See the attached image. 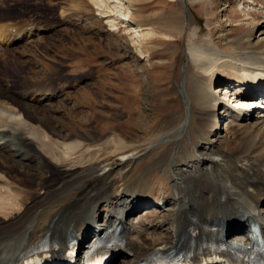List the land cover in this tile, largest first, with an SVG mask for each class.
<instances>
[{
  "label": "bare ground",
  "instance_id": "1",
  "mask_svg": "<svg viewBox=\"0 0 264 264\" xmlns=\"http://www.w3.org/2000/svg\"><path fill=\"white\" fill-rule=\"evenodd\" d=\"M88 1L108 21L111 30L117 29L119 18L122 23H130L127 28L133 34L132 42L148 40L154 48L160 47L163 41L164 44L168 41H176L178 44L180 40L177 37L189 29L190 22L183 14L166 15L164 8L156 12L152 19L140 11L137 19L130 21L127 19L131 18L128 6H125L127 0ZM156 1L159 0H153L154 3ZM167 1L176 7L181 0ZM165 5L167 7V2ZM248 7L244 6L241 10L246 19L252 12ZM125 8L126 13H123ZM7 17L0 13V43L5 41L8 34L19 29ZM199 35L192 33L187 44L190 70L185 73V83L189 86L184 88L186 94L183 96L190 103V109L186 112L187 116L184 115L183 125L177 123L174 126L179 119H170L166 121V127L169 128L166 129L172 131L175 128L183 135L188 134L193 121L196 137L202 142H211L212 146L217 136L213 120L218 117L217 112L225 101L230 106L225 111L230 124L238 119L253 118L258 113V119L252 123L250 121L247 128L255 132L257 126L264 127L262 111L256 109L247 112L241 109H249L251 104L264 107V95L258 94H264V52H258L254 47L240 48L238 43L237 48L221 57L211 44L196 42L195 38ZM152 50L147 49L149 52ZM238 50L243 51L240 53ZM24 65L14 60L11 66H0V219L4 220L3 224L0 223V264H22L33 248L46 242L54 243L58 249L55 255H50L40 264H56V260L61 259L65 264H82L84 254L100 239V235L109 230L113 232L116 228H119L118 236L125 246V251L115 258L117 260L120 257L118 264H139L157 254L175 250L183 255H195L204 248H212L224 242L248 249L252 246V232L249 234L245 228L251 224L260 228L264 239V196L257 199L264 192V168L254 163L255 159L264 161V153L259 152L257 144L260 136L258 139L255 135L243 137L242 145L233 152V155L241 159L240 162L246 161L234 177L223 176V166L220 164L222 155L213 152L215 158L204 157L201 160L207 174L201 176L196 172L189 174L187 180L172 182L170 198L173 206L164 225L160 226L163 221L151 220L150 214L131 220L130 216L148 206L150 201L144 198L149 196L131 192L128 184L117 189V185L107 179V173L97 174L98 168L112 156L119 155L120 161L127 162L134 160L135 153L161 149L160 146L167 142L170 147L174 146L177 139L170 141V137L167 142L155 143L158 138L154 137L155 141L141 149V145L131 146L116 125H109L110 128L97 137L89 132L66 134L47 123L52 120L51 116H47L48 111L27 105L17 88L12 86L23 79L21 70ZM30 73L33 74L32 71ZM229 78L231 83L224 88L225 94H217L216 84ZM1 81L9 86L4 88ZM23 90L26 93L32 91L31 94L34 92L46 101L50 100V94L55 97L46 81L29 86L25 84ZM236 95L239 99H234ZM78 105L75 101L74 110ZM69 112L74 113L72 110ZM56 120H61V117ZM261 130L258 129V133ZM179 141L182 142V137ZM167 153L170 154V150ZM4 162L13 169L24 167L31 174L28 179L11 178L7 172L10 168L7 170L3 166ZM173 164L177 165V161L164 155L144 173L163 168L167 174ZM38 170L45 175L51 174L52 179L39 177ZM28 182L36 185L37 189L30 204L23 201V194L27 196L28 193ZM101 202H104V207L97 208ZM167 204L163 200L156 206L164 205L157 209H165ZM13 215L17 217L13 219ZM157 230L160 232L157 233ZM231 233L233 235L229 237ZM69 237L77 239V259L74 258L73 262L65 257Z\"/></svg>",
  "mask_w": 264,
  "mask_h": 264
},
{
  "label": "rangeland",
  "instance_id": "2",
  "mask_svg": "<svg viewBox=\"0 0 264 264\" xmlns=\"http://www.w3.org/2000/svg\"><path fill=\"white\" fill-rule=\"evenodd\" d=\"M129 1H126L128 4L125 6H128L127 11L131 18L127 19L130 21L136 20L140 11H144L143 15L151 16L152 19L156 12L164 8L166 15L183 14L190 22L189 29L177 37V40H180L178 44L176 41L164 44L163 41L160 47L154 48L148 40L130 41L133 36L127 28L130 23H122L120 18L117 20V29L111 30L108 21L99 15L88 0H0V13L8 16L7 18L19 28L18 31H10L12 33L0 43V66H11L14 60L25 64L21 70V74L25 76L21 75V82L12 86L17 88L27 105L34 106L33 109L36 107L48 111L47 116H51L52 120L47 123L66 134L89 132L93 137H97L110 128L109 125H116L131 146L141 145V149L156 138L158 140L155 143L167 142L170 139L174 141L176 138L174 146L170 147L167 142L160 146L161 149L149 152L145 150V154V151L135 153L134 160L127 162L120 161L119 155L112 156L97 171L99 175L107 173V179L115 183L117 189L128 184L131 192L149 196L144 198L150 201L148 206L129 219L150 214L151 220L154 218L156 222L163 221L161 226L166 223L167 214L173 206L170 198L173 190L170 185L180 179H189L188 175L192 173L198 172L201 176L207 174L206 167L201 163L202 158H215L213 152H218L222 155L220 164L223 166V176L232 178L242 164L246 163L240 162L238 155H233L242 145L243 137L255 135L258 139L260 136L257 144L259 152L264 153V127L257 126V133L258 129L262 128L257 135L247 128L250 121L252 123L258 119V113L253 118L238 119L230 124L231 121L225 112L228 107L221 105L217 112L218 117L213 120L217 136L212 146L211 142H202L196 137L193 121L188 134L183 135L173 128L177 123L183 125L184 115L187 116L186 112L190 109V103L184 97V88L189 86L185 83V73L190 70L187 50L189 36L192 33L200 34L195 41L211 44L221 57L237 48L238 43L240 48L254 47L258 52H264V0H181L176 7L167 0L155 3L153 0ZM247 5L252 12L246 19L241 10ZM123 13H126V8ZM152 48L151 52L147 51ZM149 74H152L151 77ZM230 79L219 81L215 92L225 94L224 88L231 83ZM35 81L48 82L49 90L54 92L55 97L50 94V100L46 101L34 92L31 94L30 89L28 93L23 90L25 84H37ZM1 82L4 88L9 86ZM258 94L264 95L262 92ZM75 101L79 107L74 110ZM69 110L74 113L71 114ZM260 111L264 114V109ZM77 112L80 114L74 116ZM56 116L61 117V120H56ZM170 119H179L172 126V131L166 127V121ZM261 120H264V117ZM181 137L182 142L179 141ZM168 150L171 155L167 153ZM164 155L177 161V165L169 167L167 174L163 168L144 173ZM254 161L250 162L264 168L263 160ZM165 164L168 167L167 163ZM3 166L7 170L10 168L7 172L11 178L28 179L31 174L24 167L13 169L6 162ZM37 173L41 178L52 179L51 174L45 175L40 170ZM27 186L28 193L27 196L23 194V201L30 204L37 189L32 182H28ZM262 196L264 192H261L257 199ZM163 200L168 203L165 207L168 210L157 209L164 207L156 206ZM103 207L104 202L97 205V208ZM156 216L159 218H155ZM16 217L13 215L12 218ZM0 223L3 224L4 220L0 219ZM158 232L160 230H157ZM119 260H114V264H118Z\"/></svg>",
  "mask_w": 264,
  "mask_h": 264
}]
</instances>
